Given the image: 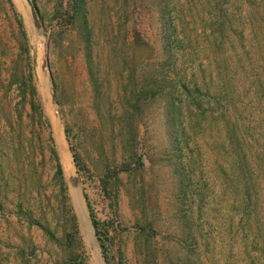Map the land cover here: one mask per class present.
Wrapping results in <instances>:
<instances>
[{
    "label": "rangeland",
    "instance_id": "374dc122",
    "mask_svg": "<svg viewBox=\"0 0 264 264\" xmlns=\"http://www.w3.org/2000/svg\"><path fill=\"white\" fill-rule=\"evenodd\" d=\"M154 1L157 0H87L96 37L104 42L110 36L127 35L129 43L135 36L145 40L154 37ZM12 2L22 17L26 37L22 36L13 11L0 0V264H25L18 255L20 248L25 252V261L30 260L28 264H54L50 255L63 264H81L82 255L87 264H106L85 195L98 217L112 222V264H182L189 257L195 260L175 241L179 182L162 100L145 104L135 113L137 156L132 158V150H127L125 142L136 130L122 129L123 97H118L121 84L109 73V97L95 101L82 43L65 17L68 0H33L42 24L40 30L22 0ZM192 2L172 1L183 7V18L191 24V12L196 14L201 6L199 0L191 5ZM243 15L245 23L235 24L238 32L231 35L239 34L235 45L239 49L246 45L256 62L252 78L241 71L236 75L240 85L235 93L237 97H264V90L256 92L259 80L264 79V24L256 20L258 15ZM240 25H245L244 39ZM196 28L198 33L203 32L202 25ZM131 50L138 61L152 53L142 47ZM245 63L248 67L250 62ZM258 70L261 77L256 75ZM34 87L43 109L41 119L31 106ZM206 128L195 137L200 154L196 170L206 182L205 193L220 201V121H211ZM67 131L81 158V173L77 172ZM58 159L79 228L69 256L49 242L20 210L22 205L24 211H32L36 220L59 234L65 228L71 229L61 184L55 178ZM72 178L79 181L76 188ZM147 225H151L147 227L149 235L142 236L139 228ZM148 252L150 262H146ZM214 262L245 264L242 254L231 259L219 254Z\"/></svg>",
    "mask_w": 264,
    "mask_h": 264
},
{
    "label": "trees",
    "instance_id": "16d2710c",
    "mask_svg": "<svg viewBox=\"0 0 264 264\" xmlns=\"http://www.w3.org/2000/svg\"><path fill=\"white\" fill-rule=\"evenodd\" d=\"M2 1L13 11L20 32L26 37L22 17L12 0ZM172 1L152 3L157 33L146 40L135 36L133 43H129L127 35L110 36L101 42L95 35L87 0H68L65 17L82 43L81 51L95 101L109 97L106 94L109 73L121 84L118 97H123L120 100L122 129L136 130L125 142L127 150H132V158L137 156L134 151L138 128L134 123L135 113L145 104L162 100L179 182L175 241L195 258L189 257L182 264H206L205 259L214 264L219 254L227 255L228 259L242 254L245 264H264V97L236 96L240 85L236 75L241 71L251 77L256 56H251L252 50L248 51L246 45L244 49L235 45L239 34L231 35L238 32L235 24L245 23L243 14L258 15L256 20L264 24V0H199L201 6L197 7V13L191 12L192 24L183 18V7ZM61 18L63 21V13ZM198 25L204 27L203 32L198 33ZM240 26H243L240 31L244 39L245 25ZM254 32L258 38L255 29ZM157 46H160L159 51ZM133 47L149 49L152 53L138 61L131 50ZM246 60L250 62L248 67ZM261 74L264 75V64ZM261 74L259 70L256 73L259 77ZM259 82L257 94L264 90V79ZM33 96L32 109L41 119L43 109L35 97V87ZM211 121H220V201L219 197L205 193L206 182L196 170L200 154L195 137L199 131H205ZM67 140L77 172L81 173V158L68 131ZM52 147L56 156L53 140ZM55 178L61 184L71 229L65 228L59 234L50 225L36 220L32 211H24L22 205L20 210L30 224L43 231L49 242L69 256L79 228L69 204L68 186L59 159ZM85 198L103 258L106 264H112V222L101 220L89 196ZM148 226L151 227L139 228L142 236L149 235ZM24 254L20 248L18 255L28 264L30 260L27 259V263ZM149 260L150 253L146 255V262ZM50 261L63 264L55 255H50ZM81 264H87L83 255Z\"/></svg>",
    "mask_w": 264,
    "mask_h": 264
},
{
    "label": "water",
    "instance_id": "95a60500",
    "mask_svg": "<svg viewBox=\"0 0 264 264\" xmlns=\"http://www.w3.org/2000/svg\"><path fill=\"white\" fill-rule=\"evenodd\" d=\"M22 4H23L24 8L30 10L33 23H34L35 27L40 30L42 28V24H41V21L39 18L38 9H37L36 5L34 4L33 0H22ZM47 66H48V58H47V55H45V59L43 62V68L46 69ZM54 101H56L55 98H54ZM71 180L73 183L72 184L73 188H76L78 186V183H79L78 179L72 178Z\"/></svg>",
    "mask_w": 264,
    "mask_h": 264
}]
</instances>
